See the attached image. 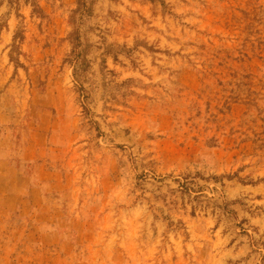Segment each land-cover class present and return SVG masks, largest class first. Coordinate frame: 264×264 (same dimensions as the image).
I'll use <instances>...</instances> for the list:
<instances>
[{"label":"rangeland","instance_id":"rangeland-1","mask_svg":"<svg viewBox=\"0 0 264 264\" xmlns=\"http://www.w3.org/2000/svg\"><path fill=\"white\" fill-rule=\"evenodd\" d=\"M0 264H264V0H0Z\"/></svg>","mask_w":264,"mask_h":264}]
</instances>
